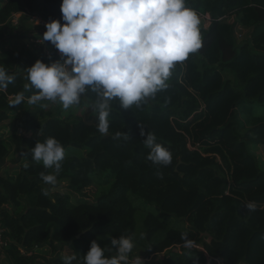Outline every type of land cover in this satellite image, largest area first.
Returning a JSON list of instances; mask_svg holds the SVG:
<instances>
[{
    "label": "trees",
    "instance_id": "trees-1",
    "mask_svg": "<svg viewBox=\"0 0 264 264\" xmlns=\"http://www.w3.org/2000/svg\"><path fill=\"white\" fill-rule=\"evenodd\" d=\"M0 1V67L15 76L0 90V123L13 122L0 138V222L9 239L0 264H63L56 251L66 247L73 264H83L93 240L111 256V239L122 235L135 243L130 258L165 253L154 264H264V164L255 152L264 145V0H186L206 24L202 47L141 108L111 101L107 135L98 131L91 90L82 95L89 106L67 116L58 103L28 102L36 90L25 88L26 69L60 59L51 42H30L40 31L30 16L63 23L62 0ZM238 25L249 29L246 40H238ZM14 37L29 41L7 46ZM140 125L172 152V164L146 159ZM49 137L78 149L65 156L56 185L44 184L41 173L52 170L35 161L3 171L12 151L22 160ZM250 201L255 212L245 207ZM138 211L145 216L137 233Z\"/></svg>",
    "mask_w": 264,
    "mask_h": 264
},
{
    "label": "clouds",
    "instance_id": "clouds-1",
    "mask_svg": "<svg viewBox=\"0 0 264 264\" xmlns=\"http://www.w3.org/2000/svg\"><path fill=\"white\" fill-rule=\"evenodd\" d=\"M60 11L63 23L52 20L46 29L39 27L44 32L40 38L54 45L60 59L51 63L37 60L26 69L29 83L25 88L36 90L28 102H58L67 110L91 90L97 96L94 109L102 135L109 131L111 101L118 100L124 110L141 108L168 88L176 65L202 47L200 16L186 5V0H62ZM245 32L248 37V28L236 27L239 41H243ZM14 80L13 74L0 67V90H6ZM22 100L23 95H17L16 103ZM140 127L141 136L146 137L143 143L150 150L146 159L154 165L172 164V152ZM31 156L52 170L41 173L44 184L56 185L65 159L63 145L54 137L37 141ZM43 192L48 194L47 189ZM245 207L255 212L257 203L250 201ZM110 244L115 255L106 256L105 249L93 240L83 264H144V259L151 256L130 258L135 247L130 236L113 237ZM74 260V255L62 257L63 264H73Z\"/></svg>",
    "mask_w": 264,
    "mask_h": 264
},
{
    "label": "rangeland",
    "instance_id": "rangeland-1",
    "mask_svg": "<svg viewBox=\"0 0 264 264\" xmlns=\"http://www.w3.org/2000/svg\"><path fill=\"white\" fill-rule=\"evenodd\" d=\"M2 6V2L0 1V7ZM20 17V16H19ZM207 21V20H206ZM31 22V21H30ZM15 23H18V22H15ZM32 23V22H31ZM205 23V22H204ZM33 24V23H32ZM34 25V24H33ZM204 25H206V24H204ZM35 26V25H34ZM203 26V23H202V21H201V25H200V27H202ZM38 34H40V31H38L37 32ZM41 36H43V33H42V35ZM247 38V33L245 32V37H244V39L243 40H245ZM26 41H29V38L27 39L26 37H14L13 39H12V43L13 44H9V43H7V46H9V47H12L13 48V46H18V47H21ZM33 49H35L36 51L34 52V54H35V56L38 58V57H41V54H40V49L39 48H37L36 46L33 48ZM56 103H58V102H56ZM87 102H86V99L83 97V96H81V101H80V103L78 104V105H74V106H72V107H70L69 109H67V110H65V109H63V107H62V105L60 104V103H58L61 107H62V114H63V116H67L68 114H75V113H78V112H80V111H82L83 109H85V108H87V106H89V105H87L86 104ZM12 130H13V122L12 121H10V119L9 120H5V121H3V122H1L0 123V138H8V136L10 135V133L12 132ZM78 151V149H76L75 147H73V146H68L66 149H65V156H70V154L72 153L73 154V152H77ZM255 152H257L258 153V155H260V157H261V164H264L263 162H264V145H257V147H256V149H255ZM82 154H84V151H82V150H79V152H78V155H82ZM17 157V158H16ZM20 156L19 155H14V152L12 151L11 152V154L10 155H8L7 156V158L5 159V160H3L2 162H1V165L3 166L2 167V169H3V171L5 172V170H9V171H14L15 169H16V167H24L25 165H27L29 162H31V161H34L33 159H32V156H31V154H27V155H25V156H23L24 158L22 159V160H20V159H18ZM66 184H63L62 186H60L59 187V190H61V191H64V192H68V190L66 189ZM87 192L90 194L89 196H88V199L89 200H93V197H94V194L96 195V193H97V188L95 187V186H92V188H90V189H88L87 190ZM71 195L73 196V201L74 202H76L77 201V195L76 194H73V193H71ZM144 213H140L139 211L137 212V214H136V220H137V233L138 232H140L141 230H143V226H142V221H143V218H144ZM103 237H99V239H98V242H100L101 240L100 239H102ZM100 244V243H99ZM102 247V246H101ZM103 248V247H102ZM65 250H68V251H71V249L70 248H68V247H66V248H64ZM105 249V248H104ZM174 249H176V248H174ZM107 249H105V251H106ZM177 250H179V248L177 247ZM46 252H47V250H46ZM165 252H167L168 253V250L167 251H165ZM140 255H143V256H145L144 254H142L143 253V251H140V252H138ZM112 255H115V249H112L111 250V256ZM163 255V253H161L160 255H155V256H152V257H150V259L148 258H145L144 259V261H148V262H146L147 264H154V261L157 259V258H159V257H163L162 256ZM1 260H2V263H4V262H6V259H4V258H1Z\"/></svg>",
    "mask_w": 264,
    "mask_h": 264
},
{
    "label": "built area",
    "instance_id": "built-area-1",
    "mask_svg": "<svg viewBox=\"0 0 264 264\" xmlns=\"http://www.w3.org/2000/svg\"><path fill=\"white\" fill-rule=\"evenodd\" d=\"M20 13H14L12 15V20L13 23L15 25L19 24L20 21ZM30 21L37 27H40L42 29H46L45 25L50 22L51 20H48L46 18H43L42 16H40L38 13L32 14L30 16ZM18 22V23H15ZM30 42H34V43H43L44 45L47 43V41H43L42 38L38 37V38H31ZM47 51V50H46ZM47 53H49V51H47ZM5 227L2 223H0V249H3L5 246H7L8 243V238L5 234Z\"/></svg>",
    "mask_w": 264,
    "mask_h": 264
},
{
    "label": "crops",
    "instance_id": "crops-1",
    "mask_svg": "<svg viewBox=\"0 0 264 264\" xmlns=\"http://www.w3.org/2000/svg\"><path fill=\"white\" fill-rule=\"evenodd\" d=\"M200 16V19H201V21H202V23H203V26H205L204 24V19H203V17H202V15H199ZM247 31V30H246ZM42 33H44L43 31H41L40 32V34H38V36L37 37H43V36H41L42 35ZM61 248H58L57 249V251H56V254L57 253H60V254H62V255H72V251H68V250H65V249H63V250H60ZM46 250V249H45ZM48 250V249H47ZM48 253V252H47ZM47 253H45V254H47ZM52 254V253H51ZM47 256V255H46ZM51 256V255H50ZM152 256H154L153 254L150 256V257H152ZM163 256V255H162ZM149 257V258H150ZM75 261V260H74ZM73 261V262H74Z\"/></svg>",
    "mask_w": 264,
    "mask_h": 264
}]
</instances>
